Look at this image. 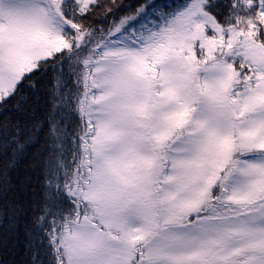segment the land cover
<instances>
[{"label":"snow or ice","instance_id":"snow-or-ice-1","mask_svg":"<svg viewBox=\"0 0 264 264\" xmlns=\"http://www.w3.org/2000/svg\"><path fill=\"white\" fill-rule=\"evenodd\" d=\"M0 264H264V0H0Z\"/></svg>","mask_w":264,"mask_h":264}]
</instances>
